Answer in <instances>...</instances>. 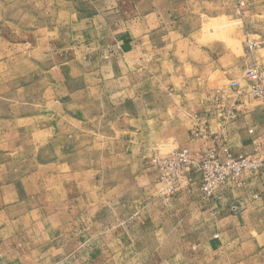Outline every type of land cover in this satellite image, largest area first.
<instances>
[{
    "label": "rangeland",
    "instance_id": "374dc122",
    "mask_svg": "<svg viewBox=\"0 0 264 264\" xmlns=\"http://www.w3.org/2000/svg\"><path fill=\"white\" fill-rule=\"evenodd\" d=\"M121 2L0 0V264H214L194 240L215 234L180 213L191 182L162 161L206 100L195 63L249 60L250 38L264 70V0L144 2L188 16L152 21L176 35L144 54L117 46L132 32Z\"/></svg>",
    "mask_w": 264,
    "mask_h": 264
},
{
    "label": "crops",
    "instance_id": "0c3cea01",
    "mask_svg": "<svg viewBox=\"0 0 264 264\" xmlns=\"http://www.w3.org/2000/svg\"><path fill=\"white\" fill-rule=\"evenodd\" d=\"M152 1L122 0L121 3H128L131 8L132 32L130 37L122 36L117 40V46L121 51L125 52L128 49L144 54L150 49L142 44L144 39L148 40L152 47L153 38L155 39L157 33H160L163 41L175 37L176 34L172 35L171 31H164L165 27L155 29L153 25L149 26L158 18L179 24L187 22L186 11L168 14L164 11L161 13L155 7L140 10L144 2L150 5ZM187 2L183 1L180 4L186 5ZM200 15L202 16L201 13ZM195 30L191 36L198 38L203 33V27L198 25ZM178 34L180 39L187 38L181 31ZM220 56L210 64L204 61L194 64L197 70H209L207 78L201 77L204 81L200 78L195 79L196 84L207 88L206 100L203 99L202 108L196 112L190 124L186 122V125L182 127L184 138H177L176 144H180L178 148H190L192 157L197 160H201L207 150L212 148L219 150L223 157L226 155L225 151L235 156L257 151L262 155L264 153V106L262 101L254 98L245 88L240 93L231 91L218 102L215 100L214 90L219 87H212L216 81L230 80L237 65L247 67L249 60L242 61V63L228 49L221 52ZM256 57L259 60L257 53ZM260 65L262 67L261 63ZM240 81L245 85L243 79ZM235 108L238 110L237 118L231 119L230 110ZM190 176L192 192L186 190L179 194L183 205L180 213L184 215L186 221L184 227L190 228L198 235L202 232L209 233L210 236L215 234L214 239L211 237L204 241L194 240V243H198L201 248L199 250L201 258L211 259L214 264H264V239H262L264 168L263 170L261 168L256 171H245L236 181L227 182L206 200L200 188L201 174L193 171ZM240 231L245 233V236L239 239L236 236ZM220 236L221 238L218 239Z\"/></svg>",
    "mask_w": 264,
    "mask_h": 264
},
{
    "label": "built area",
    "instance_id": "2783aa9c",
    "mask_svg": "<svg viewBox=\"0 0 264 264\" xmlns=\"http://www.w3.org/2000/svg\"><path fill=\"white\" fill-rule=\"evenodd\" d=\"M259 47L257 41L248 38L246 43V52L249 57V64L243 76L245 85L240 80H232L228 87L217 88L214 90L216 101L227 96L231 91L240 93L243 89L256 99L262 101L264 106V70L255 57L256 49ZM238 110H230V118L236 119ZM254 132V130H250ZM259 151L251 154H241L235 156L225 151L223 157L219 150L212 148L207 150L201 160L192 157L190 148H178L170 153L163 161V167L169 172L177 173L178 179L183 182L191 181V172L198 171L201 174V192L204 196H213L222 186L229 181H236L238 177L247 170L256 171L264 165V153L258 154Z\"/></svg>",
    "mask_w": 264,
    "mask_h": 264
}]
</instances>
